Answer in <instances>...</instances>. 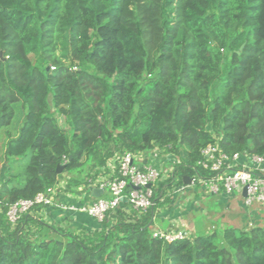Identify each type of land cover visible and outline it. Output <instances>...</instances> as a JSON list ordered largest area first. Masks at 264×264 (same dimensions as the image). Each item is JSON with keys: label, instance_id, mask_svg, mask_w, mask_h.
I'll return each instance as SVG.
<instances>
[{"label": "trees", "instance_id": "trees-1", "mask_svg": "<svg viewBox=\"0 0 264 264\" xmlns=\"http://www.w3.org/2000/svg\"><path fill=\"white\" fill-rule=\"evenodd\" d=\"M17 104L0 264H264L263 225L167 241L149 224L163 186L183 185L208 143L264 155V0H0V132ZM166 145L181 164L158 181L152 208L110 210L80 232L37 215L54 205L14 225L5 216L60 181L69 193L93 183L116 154Z\"/></svg>", "mask_w": 264, "mask_h": 264}, {"label": "built area", "instance_id": "built-area-1", "mask_svg": "<svg viewBox=\"0 0 264 264\" xmlns=\"http://www.w3.org/2000/svg\"><path fill=\"white\" fill-rule=\"evenodd\" d=\"M50 68L53 69L52 66ZM166 150H170V145L163 148L155 146L148 153L126 151L114 155L107 161L105 168L101 169L98 178L85 185L89 189L87 194L78 193L77 204L65 205L56 201V194L64 187L63 181H60L36 193L32 198L18 199L9 204L5 216L8 222L14 225L24 213L39 203L83 212L98 222H101L110 210L131 208L145 211L154 205L153 196L158 181L173 176L176 165L181 164L179 156ZM200 153L201 158L193 165L194 172L188 175V184L175 185L171 181L169 186L174 192H181L186 187H200L210 194H232L236 191L242 195L245 189L242 201L246 207L264 203V155L239 152L229 154L222 151L216 143H208L201 148ZM168 157H171L170 161L165 165ZM200 171H206L208 174L201 175ZM167 186H163V193ZM93 188H100L107 195L92 196ZM188 235L190 234L184 231L152 230V236L167 241L182 239Z\"/></svg>", "mask_w": 264, "mask_h": 264}, {"label": "crops", "instance_id": "crops-1", "mask_svg": "<svg viewBox=\"0 0 264 264\" xmlns=\"http://www.w3.org/2000/svg\"><path fill=\"white\" fill-rule=\"evenodd\" d=\"M170 158L168 157L165 160V165L170 161ZM172 189L171 187L166 189L167 202L163 205H157L150 219L152 220L150 223L151 230L184 231L187 234H197V231H203V234H205L212 229H218L219 226L214 222L216 215H214L213 210L208 208V204L211 208H217L218 212L221 213L220 228L232 224L234 228L242 229L246 228L247 221L250 224L257 219L261 221L264 218V214L258 211L260 208L264 209V203L255 204L251 210L248 209L245 212L233 211L235 208L240 209V206H245L242 201V195L236 191L232 194L223 192L210 194L200 187H186L181 192H174ZM87 190L89 189L85 185H78L75 187V193L60 191L56 194L55 199L65 205L77 204L78 193L86 195ZM102 194L107 195L105 192H102ZM203 203H205V206ZM37 215L47 223L68 227L76 232L81 230L93 231L100 227V224L94 218L78 211L46 207L41 209ZM198 215L202 221L199 226L195 220V216ZM158 218L162 222L160 220L157 221Z\"/></svg>", "mask_w": 264, "mask_h": 264}, {"label": "rangeland", "instance_id": "rangeland-1", "mask_svg": "<svg viewBox=\"0 0 264 264\" xmlns=\"http://www.w3.org/2000/svg\"><path fill=\"white\" fill-rule=\"evenodd\" d=\"M31 57H33V56H31ZM48 99H49V101L51 100V93L49 94ZM15 110H16L15 116L12 120L11 125L5 129H3L0 132V182H1V180L5 179L4 172L8 166L7 165L8 164L7 159L4 156L5 141H6L8 136H15L17 134L18 128H19L21 121H22L23 110L21 109L19 104L16 105ZM56 117H57V121L60 124V126L63 127L64 129H67L68 125L65 121V118L63 116L57 115V114H56ZM20 164H21V166L23 164H25V160L15 162L13 167L11 168V173H16V172L21 171L22 169H21ZM63 183H64V181H63ZM168 187H170V186H167V188ZM165 192H166V190H165ZM199 205H200V203H199ZM201 205H202V203H201ZM203 205L205 206V203H203ZM254 206H255V204L252 206H247V207L246 206H244V207L240 206V209L235 208V209H233V211L245 212V211H248V209L251 210V208H253ZM208 208L214 211V215H216V219H214V222H216V224L219 226L218 229H220V223H221L220 220L222 219L221 213L218 212L217 208H215V207L211 208V206L209 204H208ZM258 211H259V213L264 214V209L262 210V208H260ZM199 217H200L199 215L195 216V220H196V223L198 226L202 224V221H201V219H199ZM159 220H160V222H162L160 218L157 219V221H159ZM263 223H264V218H262L261 221H259L257 219L256 221H253L250 224H248V221H247L246 227H251L252 225H255V224H262L263 225ZM229 226L233 227L232 224H230ZM229 226H227V227H229ZM197 234H203V231H197Z\"/></svg>", "mask_w": 264, "mask_h": 264}, {"label": "water", "instance_id": "water-1", "mask_svg": "<svg viewBox=\"0 0 264 264\" xmlns=\"http://www.w3.org/2000/svg\"><path fill=\"white\" fill-rule=\"evenodd\" d=\"M241 47H242V46H241ZM241 47H240V48H241ZM47 69H48V68H47ZM59 168H61V167H57V172L60 171ZM182 179H183V183H185V184H188L189 181H190V177H189L188 175H184ZM91 194H92V196L98 197V196H100V195L102 194V190H101L100 188H93V189L91 190ZM242 195H245V189H243ZM151 221H152V220H150L149 224L151 223Z\"/></svg>", "mask_w": 264, "mask_h": 264}]
</instances>
